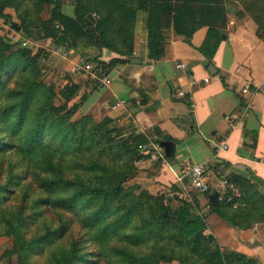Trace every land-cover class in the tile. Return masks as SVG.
<instances>
[{"label":"trees","instance_id":"16d2710c","mask_svg":"<svg viewBox=\"0 0 264 264\" xmlns=\"http://www.w3.org/2000/svg\"><path fill=\"white\" fill-rule=\"evenodd\" d=\"M70 1L73 17L61 12L63 0H0V237L11 239L0 260L257 264L249 256L222 249L213 235L204 233L205 214L197 212L193 199L151 194L138 184H128L138 171V161L144 157L141 146L149 136L124 135L106 116L76 115L69 101L77 84L58 87L46 79L41 48L33 51L29 44L11 42L13 32L21 34L20 40L48 37L61 49L91 43L116 53L118 57L107 62L85 59L101 67L97 76L130 57L134 22L148 0ZM219 1L206 0L209 23L223 13ZM234 1L240 6L236 15H248L256 24V36L264 41V0ZM47 7L50 16L42 18ZM90 13L96 20L94 29L85 21ZM221 38L218 34L214 39V48ZM154 130L153 141L159 144L167 138ZM173 156L172 152L167 158ZM228 181L238 187L240 197L227 200L232 194L227 188L222 200L210 202L209 210L239 228L263 221L264 196L246 179ZM13 198L16 203H11ZM235 203L238 207L233 209ZM29 224L35 227L30 236Z\"/></svg>","mask_w":264,"mask_h":264},{"label":"crops","instance_id":"0c3cea01","mask_svg":"<svg viewBox=\"0 0 264 264\" xmlns=\"http://www.w3.org/2000/svg\"><path fill=\"white\" fill-rule=\"evenodd\" d=\"M205 4L206 0H148L134 22L131 55L107 72L109 84L82 69L70 72L81 59L107 62L118 57L109 49L91 43L61 49L48 37L30 40L29 45L33 51H44L47 80L58 87L77 84L69 101L76 115L109 117L122 134L142 133L150 140L157 137L154 129H158L159 136L167 137L162 140L172 143L171 160L160 143V149H142L144 157L128 184H138L151 194L193 199L197 212L205 214V234L213 235L222 249L264 264V220L239 228L209 210L216 194L226 190L218 186L220 178L246 179L264 196V41L256 36V24L248 15H236L240 8L236 1L220 0L223 13L216 16L214 12L217 21L213 23L204 14ZM61 12L73 17L70 0H63ZM41 16L48 18L50 8ZM85 21L88 28H95L93 13ZM218 34L223 38L214 48ZM51 48L65 50L66 55L50 53ZM177 62L186 63L187 68H176ZM191 79L197 83L190 84ZM233 114L236 127L230 129L226 116ZM223 139L227 148L219 149ZM191 164H201L212 175L210 192L191 187L184 173ZM230 184L237 190L234 197H240L238 187ZM9 242L0 237V250Z\"/></svg>","mask_w":264,"mask_h":264},{"label":"built area","instance_id":"2783aa9c","mask_svg":"<svg viewBox=\"0 0 264 264\" xmlns=\"http://www.w3.org/2000/svg\"><path fill=\"white\" fill-rule=\"evenodd\" d=\"M12 35H10V40L11 42H16L19 43L21 46H27L29 44V41L24 39V40H20V36L17 35V33H11ZM50 53H56L59 54L61 56H65V50H59L57 48H51L48 50ZM47 51V52H48ZM48 52V53H49ZM176 68L178 69H186L187 65L184 62H177L176 63ZM79 69L84 70L85 72H89L91 74H95L96 72L101 71V67H95V65L90 62L87 61L85 59H81L78 63H75L71 66L70 68V72H75ZM96 75V74H95ZM97 76V75H96ZM98 77H100V80L103 84H109L111 79L110 77L107 75V73L105 74H101L98 75ZM209 80L208 77L203 78L204 82H207ZM197 81L195 79H191L190 80V84H196ZM242 92L246 93L247 89L243 88ZM236 118L237 115L233 114V115H227L226 119H227V125L230 129L236 127ZM219 149H226L227 148V143L226 141L223 139L220 141V144H217ZM142 149H148V148H155V149H160V146L157 142L153 141V140H149L148 143L143 144ZM184 173L189 177V181H190V185L191 187L200 192V193H208L212 190V184H213V177L212 175L205 170V168L201 165V164H191L189 167L185 168ZM218 186L221 189H227V188H232L233 192L231 195H229L227 197V200H230L231 197L234 196V194L237 193V190L233 187L232 184L229 183V181L227 179L224 178H220L218 181ZM223 193L224 192H219L216 194V199L217 200H222L223 198Z\"/></svg>","mask_w":264,"mask_h":264},{"label":"water","instance_id":"95a60500","mask_svg":"<svg viewBox=\"0 0 264 264\" xmlns=\"http://www.w3.org/2000/svg\"><path fill=\"white\" fill-rule=\"evenodd\" d=\"M12 26L16 29V30H19V26L16 25V23H12ZM160 145L162 146L163 148V152L166 156H170L172 154V143L168 140H162L160 142Z\"/></svg>","mask_w":264,"mask_h":264},{"label":"rangeland","instance_id":"374dc122","mask_svg":"<svg viewBox=\"0 0 264 264\" xmlns=\"http://www.w3.org/2000/svg\"><path fill=\"white\" fill-rule=\"evenodd\" d=\"M230 1H232V0H230ZM41 15H42V12H41ZM14 199V198H13ZM11 203H16V199H14L13 200V202H11ZM11 206H14V204H10ZM48 215H49V217H52L53 216V214H52V212H49L48 213ZM34 224H29V228H28V230H27V234L30 236L33 232H34ZM8 241H10L9 242V245H10V243H11V239L10 238H8ZM8 245V246H9ZM88 249H89V246L87 247ZM1 251L2 250H0V253H1ZM40 261H42V259H40ZM6 263V260H0V264H5ZM100 264H103L102 262L100 263Z\"/></svg>","mask_w":264,"mask_h":264}]
</instances>
